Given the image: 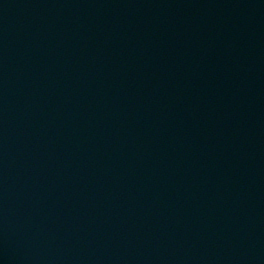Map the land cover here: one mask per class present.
I'll use <instances>...</instances> for the list:
<instances>
[{"label": "water", "instance_id": "obj_1", "mask_svg": "<svg viewBox=\"0 0 264 264\" xmlns=\"http://www.w3.org/2000/svg\"><path fill=\"white\" fill-rule=\"evenodd\" d=\"M0 264H264V0H0Z\"/></svg>", "mask_w": 264, "mask_h": 264}]
</instances>
